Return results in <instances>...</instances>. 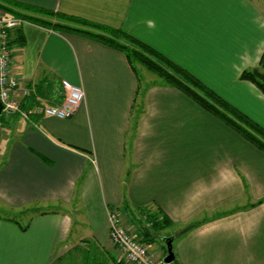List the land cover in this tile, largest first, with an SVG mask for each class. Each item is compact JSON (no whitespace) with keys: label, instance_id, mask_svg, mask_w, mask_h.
<instances>
[{"label":"crops","instance_id":"0c3cea01","mask_svg":"<svg viewBox=\"0 0 264 264\" xmlns=\"http://www.w3.org/2000/svg\"><path fill=\"white\" fill-rule=\"evenodd\" d=\"M261 4L0 0V10L122 29L264 128V94L241 78L264 51ZM10 41L13 74L47 101L62 100L63 79L85 96L70 118L33 111L4 122L0 264H131L110 241L109 212L137 235L141 208L172 221L148 244L162 264H264V151L161 78L142 82L114 46L30 21Z\"/></svg>","mask_w":264,"mask_h":264},{"label":"trees","instance_id":"16d2710c","mask_svg":"<svg viewBox=\"0 0 264 264\" xmlns=\"http://www.w3.org/2000/svg\"><path fill=\"white\" fill-rule=\"evenodd\" d=\"M3 9L12 16L23 17L27 22L52 25L55 29L82 34L88 38L114 46L125 52L127 57L132 61L133 58L136 57V59H138L149 71L158 75L167 85L176 87L184 92L204 109L211 112L264 151V128L262 126L218 96L186 69L168 60L161 53L131 36L124 30L100 24L87 25L85 21H80L78 18H72L63 14H59V16L63 17L61 22L53 23L50 20L35 17L24 11H18L5 6H3ZM241 78L254 83L264 94V51L259 66L244 70L241 74ZM33 97L34 96H32V100L25 101L26 107H24V105V108H31L36 104ZM53 100H55V98ZM139 214L141 215L140 218H143H139L138 221L141 220L144 222H139L141 227L138 228L139 232L137 235H134V237L136 240L147 245L153 243L160 232L172 223L171 219L160 211L153 212L146 208H141ZM145 221H147V223ZM196 225L197 223L191 226Z\"/></svg>","mask_w":264,"mask_h":264},{"label":"built area","instance_id":"2783aa9c","mask_svg":"<svg viewBox=\"0 0 264 264\" xmlns=\"http://www.w3.org/2000/svg\"><path fill=\"white\" fill-rule=\"evenodd\" d=\"M26 22L23 17L8 15L6 11L0 10V102L2 104L0 135L4 132V122L14 115L29 119L33 111H39L46 116L70 118L75 114L85 96L81 86L63 79L61 81L64 92L62 100L60 102L47 101L34 86L27 85L24 80L13 74L14 57L10 32ZM32 96L36 104L31 108H24L23 100ZM109 222L110 241L121 251L127 262L131 264L163 263L150 252L147 244L136 240L134 235L123 226L119 211L109 212Z\"/></svg>","mask_w":264,"mask_h":264},{"label":"rangeland","instance_id":"374dc122","mask_svg":"<svg viewBox=\"0 0 264 264\" xmlns=\"http://www.w3.org/2000/svg\"><path fill=\"white\" fill-rule=\"evenodd\" d=\"M261 1H262L261 7H262V11L264 13V0H261ZM54 16H56L55 18H57L59 20H61L63 18L62 16H58V15H54ZM133 63H134V65L137 68L140 80L142 82H145L146 80H148L149 76L153 77V79L159 78L158 75H156L155 73L149 71L138 59H136V57L133 58ZM251 69H253V68H251ZM6 215L4 214V210L0 208V216H4L5 217ZM8 215H11V216L15 217L23 225H26V223H27L28 218H27L26 215L15 214V213L8 214ZM76 230L80 232V226L79 225L76 227Z\"/></svg>","mask_w":264,"mask_h":264},{"label":"water","instance_id":"95a60500","mask_svg":"<svg viewBox=\"0 0 264 264\" xmlns=\"http://www.w3.org/2000/svg\"><path fill=\"white\" fill-rule=\"evenodd\" d=\"M1 110H2V104L0 102V113H1ZM173 239H174V236H170V237H167L165 240L166 246H167V255L164 258L165 263H171L175 259Z\"/></svg>","mask_w":264,"mask_h":264}]
</instances>
